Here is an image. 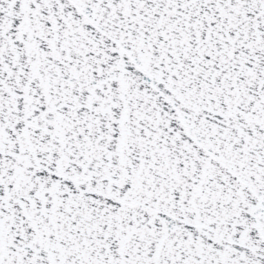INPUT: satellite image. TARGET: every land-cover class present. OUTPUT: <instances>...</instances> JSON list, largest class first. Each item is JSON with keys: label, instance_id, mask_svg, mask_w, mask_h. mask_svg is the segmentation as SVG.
<instances>
[{"label": "snow or ice", "instance_id": "6c2138e0", "mask_svg": "<svg viewBox=\"0 0 264 264\" xmlns=\"http://www.w3.org/2000/svg\"><path fill=\"white\" fill-rule=\"evenodd\" d=\"M0 264H264V0H0Z\"/></svg>", "mask_w": 264, "mask_h": 264}]
</instances>
